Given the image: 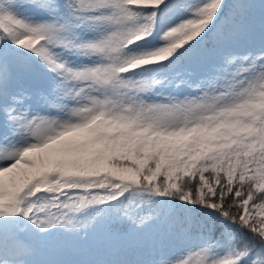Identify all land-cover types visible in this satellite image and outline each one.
I'll use <instances>...</instances> for the list:
<instances>
[{
  "label": "snow or ice",
  "instance_id": "6c2138e0",
  "mask_svg": "<svg viewBox=\"0 0 264 264\" xmlns=\"http://www.w3.org/2000/svg\"><path fill=\"white\" fill-rule=\"evenodd\" d=\"M0 264H264V0H0Z\"/></svg>",
  "mask_w": 264,
  "mask_h": 264
}]
</instances>
